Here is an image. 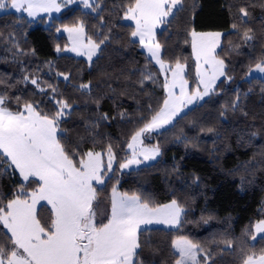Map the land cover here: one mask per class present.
Returning a JSON list of instances; mask_svg holds the SVG:
<instances>
[{
	"label": "trees",
	"instance_id": "trees-1",
	"mask_svg": "<svg viewBox=\"0 0 264 264\" xmlns=\"http://www.w3.org/2000/svg\"><path fill=\"white\" fill-rule=\"evenodd\" d=\"M131 2L96 0V11L73 6L50 26L17 11L0 13V95L7 97L13 111L32 103L49 115L56 111V101H66L70 110L59 125L66 150L106 153L111 144L116 168L98 189L100 196L110 197L116 186L152 206L179 202L184 210L179 227L141 229L138 251L143 264H174L178 257L172 241L177 236L187 237L209 254L201 264H242L246 255L264 250V235L252 239L253 225L264 219V78H246L264 60V0H183V6L174 10L157 31L162 58L172 67L179 59L194 84L190 33L220 31L218 55L231 79L222 77L207 98L156 134L162 150L159 159L122 172L118 165L129 157L132 135L166 98V76L131 37L135 25L124 15ZM241 8L248 11L246 18L241 17ZM80 22L96 42L109 37L91 63L57 51L69 43L57 29ZM248 29L253 38L246 41L243 33ZM148 75L153 79H146ZM31 181H23L18 171H4L0 207L21 183L32 191L36 185ZM37 214L45 223L50 206L42 204ZM6 231L0 225V237L6 239Z\"/></svg>",
	"mask_w": 264,
	"mask_h": 264
},
{
	"label": "snow or ice",
	"instance_id": "snow-or-ice-1",
	"mask_svg": "<svg viewBox=\"0 0 264 264\" xmlns=\"http://www.w3.org/2000/svg\"><path fill=\"white\" fill-rule=\"evenodd\" d=\"M76 2L63 0L62 5L60 0H0V10L12 8L35 17L41 12H60L62 6ZM80 2L85 8L98 7L93 0ZM182 6L183 0H132L125 10V17L135 21L131 37L138 38L150 58L162 70L170 71L172 78L165 77L163 87L167 96L162 107L132 135L128 143V148L132 149L131 158L119 163L120 169L158 156L159 146H143L144 134L171 124L184 107L213 92L220 77L231 79L225 72L224 60L216 55L220 32L198 33L193 29L190 33L198 78V86L191 94L185 78L186 66L177 59L172 67L161 58L162 46L156 41V29L174 16V9ZM240 13L242 18L248 16L244 8ZM232 28L236 29L237 25L233 24ZM64 30L72 42L71 51L86 55L89 61L109 39L105 36L97 43L88 38L85 44L82 22L73 27L65 25ZM250 32L248 29L243 33L244 40L253 38ZM60 50L58 46L57 51ZM254 70L264 72V60L257 63ZM145 78L153 79L151 75ZM31 83L36 85L37 81L33 79ZM199 85H203L202 91ZM80 87L87 89L89 85ZM56 104L58 107L52 115L42 114L37 110L39 105L32 103H25L22 109L13 111L7 106V97L0 95V170H3L0 175L8 169L13 174L18 170L23 181L32 178L31 182L36 185L28 191L21 183L14 197L0 207V225L7 230L6 239L0 237V264H143L138 251L142 248L141 226L153 223L179 226L183 208L175 199L168 204L152 206L137 194L120 193L113 187L110 216L106 217V223L103 219L97 223L94 184H104L107 174L113 171L115 154L111 144L106 148V161L103 152L89 150L81 154L73 149L66 150L61 142L65 133L59 125L70 106L66 101H56ZM104 118L107 119L106 114ZM41 201L50 205L47 226L37 214ZM253 230V240L256 235L264 234V220L257 221ZM172 246L173 254L178 257L174 264H201L202 259L205 262L209 259V254L199 244L185 236H177ZM242 264H264V250L260 254L246 255Z\"/></svg>",
	"mask_w": 264,
	"mask_h": 264
},
{
	"label": "rangeland",
	"instance_id": "rangeland-1",
	"mask_svg": "<svg viewBox=\"0 0 264 264\" xmlns=\"http://www.w3.org/2000/svg\"><path fill=\"white\" fill-rule=\"evenodd\" d=\"M95 1L96 0H93V3H95ZM60 3L63 5V0H60ZM77 5H80L84 10H89V11H96L95 9H91V8H85L84 6H83V4L80 2V0H77V2L76 3H73V4H69V5H66V6H62V8H61V11L60 12H55V11H53V12H51V13H43V12H41V13H39L37 16H35V17H29L28 15H27V13L26 12H20V13H24V14H26L29 18H31V19H33V20H37V21H42V22H44V24L45 25H48V26H50V25H52V23L54 22V19L55 18H61L64 14H65V12L69 9V8H71V7H73V6H77ZM175 10V9H174ZM173 10V11H174ZM7 11H16L15 9H12V8H7V9H3V10H0V13H4V12H7ZM18 12V11H17ZM125 19H126V21H128V22H131V23H133L134 25H135V21H133V20H131V19H128V18H126L125 17ZM169 19V18H168ZM78 25V24H77ZM64 26L65 25H63V26H60L59 27V29H61L60 31H58L60 34H65L67 37H68V39H69V34H68V32L67 31H65L64 30ZM66 26H68V27H73V26H75V25H73V26H69V25H66ZM164 26V24H162V25H160V27H158L157 29H156V35H157V31L160 29V28H162ZM196 32H198V33H209V32H220V31H196ZM220 33H222V32H220ZM222 37H223V33H222V36H221V40H220V47H221V44H222ZM88 36H87V34H86V31H85V28H84V43L85 44H87V42H88ZM134 38V37H133ZM136 40H138V38H135ZM91 40H93V39H91ZM94 42H96L95 40H93ZM156 41H157V39H156ZM98 43V42H97ZM73 47V45H72V42H71V40L69 39V43L65 46V47H63V48H61L60 47V51H58L59 53H68V54H73V55H76V56H81V57H84V58H86L87 60H88V58H87V56L86 55H83V54H80V53H78V52H73V51H71V48ZM143 47V49L148 53V51H147V48H145L144 46H142ZM220 47H218L217 49H216V55L218 56V58H220L219 57V55H218V50L220 49ZM99 51H100V49H99ZM99 51L97 52V54L96 55H94L93 56V58H92V60L91 61H89L90 63L96 58V56L98 55V53H99ZM149 54V53H148ZM150 55V54H149ZM161 58H162V48H161ZM163 59V58H162ZM221 59V58H220ZM154 60V59H153ZM164 60V59H163ZM155 61V60H154ZM165 61V60H164ZM155 63H156V61H155ZM165 63L166 64H169L167 61H165ZM157 64V63H156ZM183 64V63H182ZM159 67H160V65L159 64H157ZM170 65V64H169ZM185 65V64H184ZM175 66V65H174ZM173 66V67H174ZM186 66V65H185ZM225 69H226V66H225ZM251 69H253V71H248L247 72V75H246V78L247 79H251L252 77H261V78H264V72H259V71H255L254 69H255V66H253ZM162 70V69H161ZM163 71V73H164V75L165 76H167V78L169 79V80H171V72L170 71H166V70H162ZM186 71H187V67H185V78L188 80V91H189V93L191 94V93H193L195 90H196V88H197V86H198V78H197V76H196V83H194V84H192V82L186 77ZM226 72V71H225ZM222 77H220V79H221ZM219 79V80H220ZM217 82H218V80H217ZM217 82H216V84H217ZM216 86V85H215ZM199 87H200V90L202 91L203 90V85H199ZM215 88V87H214ZM211 94V93H210ZM209 94V95H210ZM208 95V96H209ZM166 96H167V90H166ZM208 96H205L202 100H195L192 104H190V105H187V107H184L182 110H181V112L174 118V120H173V122L176 120V118H178L180 115H182L183 113H185L186 111H188L190 108H192L193 106H195L197 103H200V102H202L205 98H207ZM67 110H70V107L67 109ZM66 110V111H67ZM172 122V123H173ZM171 123V124H172ZM171 124H169V125H171ZM169 125H165L163 128H161V129H157V130H155V131H152V132H150V133H145L144 134V136L142 137V139H143V146L144 147H152V146H159V148H160V154L158 155V156H156L154 159H152V160H149V161H144V162H142L141 164H139V165H132L131 167H129V168H126V169H120L122 172H124V171H129V170H131V169H134V168H139L140 166H142V165H145V164H148V163H151V162H153V161H156L157 159H159L160 157H161V153H162V150H161V147H160V145H159V143L156 141V138H155V136H156V134L158 133V132H160L161 130H163V129H165L166 127H168ZM131 142V141H130ZM137 151H139V146L137 147ZM94 152H102V151H94ZM104 153V152H103ZM131 155H132V149H130V154H129V157L128 158H131ZM104 156H105V161H106V159H107V152L106 153H104ZM138 158H140V159H142V157H138ZM115 168H116V157H115V160H114V162H113V171L112 172H109L108 174H107V176L105 177V181H104V184L103 185H97V184H94V187L96 188V196H97V201H96V203H94V208H96L97 207V204H98V208H97V223H99L102 219H103V222H107V220H106V217H108V216H110V200H111V196L110 197H105V196H100L99 195V192H98V189L100 188V187H102V186H104L105 185V183H106V181H107V178H108V176L109 175H112L113 173H114V170H115ZM18 171V170H17ZM22 178V177H21ZM23 179V178H22ZM30 179H32V178H30ZM29 179V180H30ZM115 188L117 189V191L118 192H120V193H124V192H121V190H119V188L118 187H116L115 186ZM112 194V193H111ZM129 195H131L130 193H128ZM168 203H170V202H168ZM168 203H165V204H168ZM179 203V202H178ZM42 204H46V202H44V201H41L40 202V204H38L37 205V212H38V209H39V207L42 205ZM161 205H164V204H161ZM180 205V204H179ZM50 206V205H49ZM181 206V205H180ZM182 207V206H181ZM183 208V207H182ZM182 214H183V212H182ZM182 214H181V218H182ZM261 220H264V219H261ZM257 222V221H256ZM255 222V223H256ZM151 226H161V227H167V228H177V227H179V226H174V225H165V224H157V223H153V224H151V225H142L141 226V229H143V228H146V227H151ZM264 234H258V235H256V239L258 238V237H260V236H263ZM255 239V240H256ZM255 240H253V241H255Z\"/></svg>",
	"mask_w": 264,
	"mask_h": 264
}]
</instances>
